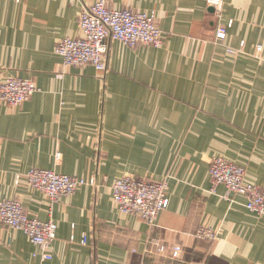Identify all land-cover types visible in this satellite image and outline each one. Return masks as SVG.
I'll return each mask as SVG.
<instances>
[{
    "label": "crops",
    "instance_id": "0c3cea01",
    "mask_svg": "<svg viewBox=\"0 0 264 264\" xmlns=\"http://www.w3.org/2000/svg\"><path fill=\"white\" fill-rule=\"evenodd\" d=\"M94 1L0 0V79L38 88L18 107L0 104V201L56 224L47 261L22 232L0 226V264H264V217L244 197L223 199V186L211 192L209 176L221 157L264 187V0H222L220 15L206 0H107L152 14L163 47L108 40L104 71L65 68L55 44L81 36L79 15ZM228 23L216 43L213 32ZM31 169L95 186L50 206L16 182ZM124 176L167 181L169 204L154 229L113 204L111 186ZM201 226L216 238L197 239Z\"/></svg>",
    "mask_w": 264,
    "mask_h": 264
},
{
    "label": "built area",
    "instance_id": "2783aa9c",
    "mask_svg": "<svg viewBox=\"0 0 264 264\" xmlns=\"http://www.w3.org/2000/svg\"><path fill=\"white\" fill-rule=\"evenodd\" d=\"M206 4L217 15L222 13V0H206ZM230 25L228 23L216 28L213 32L216 43L224 42ZM78 27L81 36L60 39L54 47V54L61 58L65 68L90 65L98 72L104 71L108 40L119 42L128 48L150 46L160 49L164 43V37L152 14L132 9H111L107 0H95L92 5L85 7L79 15ZM261 50V46H256L257 55ZM226 51L229 54L237 53L233 49ZM37 92L38 88L32 81L18 77L0 79V104L5 106L18 107ZM61 158V154L56 152L55 162H60ZM209 176L211 192L223 186L226 189L223 199L228 200L232 195L244 197L246 210L264 217V187L247 182L243 167L224 158L213 157L209 164ZM21 177L31 189L44 194L50 206L61 198L72 196L79 187L95 186L94 180L85 181L51 170L31 169L26 174L17 176L16 182ZM167 191L166 180L152 181L124 176L113 182L111 199L119 213L134 215L143 220L150 229H154L159 215L169 204ZM0 226L22 232L33 245L40 248L42 261L51 259L50 246L56 234L54 222L29 218L19 201L3 200L0 201ZM216 236L217 232L207 226H201L195 233L197 239L204 241H212ZM86 241L87 237L83 236L82 244ZM152 242L159 254L167 252V248L160 242ZM180 252L179 246H173L169 256L176 259Z\"/></svg>",
    "mask_w": 264,
    "mask_h": 264
}]
</instances>
